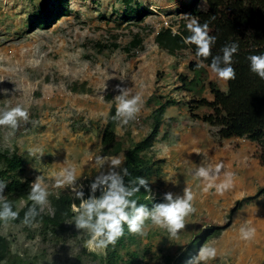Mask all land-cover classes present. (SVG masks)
I'll return each instance as SVG.
<instances>
[{
  "label": "rangeland",
  "instance_id": "obj_1",
  "mask_svg": "<svg viewBox=\"0 0 264 264\" xmlns=\"http://www.w3.org/2000/svg\"><path fill=\"white\" fill-rule=\"evenodd\" d=\"M126 1L131 7L139 4L140 16L144 14L142 9L149 13L142 21L126 20L123 13L127 6L122 0H67L66 17L52 21L48 27H38L33 23V13L43 3L49 11L52 7L56 9L53 0H0V110L20 105L29 111L28 122H21L13 134H10L11 129L0 127V154L16 153L23 159V169L16 173L19 179H29L33 184L39 177L42 187L55 191L61 188L56 186L57 176L64 169H74L75 175H79L75 185L79 191L84 187L82 177L94 180L101 172L107 171L112 157L102 156L99 138L110 109L116 108L114 98L119 95L118 86L128 89L129 96L139 93L142 106L136 118L127 125L117 120L115 135L122 143L123 151L114 157L122 159L128 148L145 139L152 128L151 113L166 101L173 100L178 103L164 108L162 125L169 129L178 128L179 132L181 128L193 131L172 138V132L168 133L166 128L164 133L169 137L160 134L147 153L148 159L160 163L153 173L165 180L159 186L169 191L172 188H167L168 183L173 181L179 191L181 184L191 177L198 189L201 179L195 176L196 170L188 163L189 152L196 154V162L201 158V164L215 166L217 161L209 160L203 153L212 140L217 138L215 143L222 140L208 125L188 123V114L192 112L187 106L196 98L212 99L208 83L215 84L222 91H226V83L209 68L201 74H192L187 68L192 60L188 51L170 56L160 50L154 40L163 29L176 32L180 25L187 27L191 18L187 6L195 2L196 8L205 11L204 1ZM135 35L142 37V44L130 48L129 43ZM181 76L186 78L183 88ZM190 81L193 82L190 84ZM197 91L202 93L198 96ZM193 112L201 116L210 110ZM162 125L159 132H163ZM177 142H181L185 149L171 156ZM226 146L232 150L238 148L233 142ZM96 157L108 160L101 167L96 164ZM172 157L181 161L175 169ZM184 160L186 162H182ZM63 187L75 194L73 186ZM196 195V211L185 218V228L177 237H171L166 229L146 222V233L137 236V243L130 245L129 251L141 252L143 264H166L167 257H178L191 240L193 245L197 244L200 241L197 236L203 232V227L227 222L230 207L209 210L200 189ZM41 211H50L48 201ZM1 233L22 258L30 261L33 256L38 257L34 259L35 264H79L75 263L77 257L82 264L88 263L91 257L82 252L84 246L103 253V249L88 246L90 235L87 231L70 243L62 242L61 247L43 246L37 239L29 241L19 226L3 225ZM226 239L223 232L203 245L214 247L217 255L202 264H232L230 259L235 258L228 257V253L222 250ZM193 249L195 247H191L192 252Z\"/></svg>",
  "mask_w": 264,
  "mask_h": 264
},
{
  "label": "trees",
  "instance_id": "obj_2",
  "mask_svg": "<svg viewBox=\"0 0 264 264\" xmlns=\"http://www.w3.org/2000/svg\"><path fill=\"white\" fill-rule=\"evenodd\" d=\"M122 1L127 6L126 11L123 13L126 20L133 18L142 21L146 13H149L147 9H142L144 14L140 16L137 11L139 4L136 7H131L126 0ZM203 1L205 11L196 8L195 2L192 6L188 5V8H186L191 17L198 18L200 24L208 23L209 34L216 38L215 44L212 46V55L209 58H197L195 55L196 46L185 43V38L191 35L185 25H180L179 31L176 32H173L170 28L159 31L154 38L155 44L170 56L188 51L192 56V60L188 63L187 68L192 74H198V72L201 74L205 68L210 69L212 57L222 55L221 49L225 45L232 43L239 45L238 52L233 56L232 64L236 72V78L226 83V91L220 90L213 83H208L212 99L196 98L190 100L187 109L192 112L190 114L193 120H199L215 129L219 140L245 138L257 144L260 148L258 160L261 166L264 167V79L250 71V62L247 59L250 55H264V0ZM53 2L52 5L56 9L52 7L49 11L47 5L43 3L33 13L35 26L48 27L52 21L55 22L59 18L67 16V0H53ZM142 40V37L135 35L129 43V47H140ZM180 80L183 82L182 88L185 87L184 81L186 78L181 76ZM192 82L190 81V84ZM73 91L78 92L77 89H73ZM201 93L197 91L196 95L199 96ZM177 103L168 100L157 107L151 113L152 128L150 134L125 153V168L129 173V175L124 176L126 185L130 184L129 178L126 177L130 175L136 177L140 171L146 170L145 164L147 162H145L142 153L149 150L152 141L159 132L164 120V108ZM115 109V107L110 109L107 123L99 138L101 154L106 157H112L122 151V143L117 140L115 135L117 123V120L113 119ZM197 109H208L210 112L200 116L193 112ZM0 164L2 166L0 169V182L7 185L4 189V198L11 204L12 210L18 213L15 220H9L8 222L22 226V232L27 240L42 238L45 241L53 238L55 242L61 245L62 242L70 243L77 239L79 234L86 232V230L75 228V217L78 214L71 211V205L75 204L79 207L80 200L76 196L71 197L65 193L50 198L53 208L52 216L47 213H40L39 206H37L38 215L32 220L31 224L25 225L23 223L25 213L33 206V202L25 196L30 181L28 179L23 181L16 176V173L23 169V159L16 153L8 155L7 152H4L0 154ZM260 193H264V189ZM89 194L90 192H85L84 198L87 199ZM100 194L99 191L95 193L96 197H99ZM20 198H25L26 204L18 209L17 205ZM132 198L137 200L138 205H145L141 194L137 193ZM233 212L234 210L231 211V213ZM3 223L5 222L0 221V264H33L31 261L28 262L18 256L12 250V243L1 234ZM222 228L209 229L206 233L219 235ZM124 231L125 235L117 241L115 246L109 245L106 248L100 264H143L142 257L137 252L134 253L128 249L130 245L136 243V235L130 234L126 225ZM209 234H202L200 241L195 244L196 247L206 241L210 237ZM197 250L198 248H195L192 252L189 246L178 258L167 257L165 263L188 264L194 258ZM84 252L86 253V251ZM79 260L81 259L77 257L75 263H79Z\"/></svg>",
  "mask_w": 264,
  "mask_h": 264
},
{
  "label": "clouds",
  "instance_id": "obj_3",
  "mask_svg": "<svg viewBox=\"0 0 264 264\" xmlns=\"http://www.w3.org/2000/svg\"><path fill=\"white\" fill-rule=\"evenodd\" d=\"M187 29L190 31L191 35L185 38V43L196 46L195 55L197 58H209L212 55V46L215 44L216 38L209 34L210 28L208 23L200 24L198 18L191 17L187 23ZM238 48L239 45L236 43L225 45L221 49L222 55L214 56L211 59V72L225 83L236 78V72L232 64L233 56L238 52ZM247 59L250 62V71L261 79H264V55H250ZM117 91L119 95L114 98L116 101V109L113 119L118 120L122 125H127L130 121L134 120L140 112L142 96L139 93L129 96L128 89H122L119 88V86L117 87ZM28 120V109L20 105L0 110V127L11 129L12 132L10 134H13L15 130L18 129L21 122H28ZM158 135L159 132L152 141L149 150L153 148V144ZM149 150L142 153L145 162H147L145 164L146 170L140 171L139 175L136 177H131V175L126 177L130 180V184L127 185L124 182V176L129 175L127 168H125V153L122 159L114 157L122 153L123 147L120 153L112 156L107 171L101 172L94 180H87V177H82L81 184L85 187H83L82 190L76 191V176L79 177V175H75L76 171L74 169H64L57 176L56 186L61 188L55 191L42 187V179L39 177L33 184H31V181L28 179L30 182L25 196L33 202V206L25 213L23 223L25 225L31 224L32 220L38 215L37 206H39L40 213H47L52 216L53 208L50 200L52 196H58L64 193L69 194L71 197L76 196L80 200L79 207L75 204L71 205V211L74 214H78L75 217V228L77 230H86L89 233L90 239L87 243L90 248L103 249V253H98L84 246L82 252L86 251V254L91 257L88 259V263L85 264H100L102 261L101 259L105 255L106 248L109 245L115 246L117 241L125 235V225L127 226L128 232L130 234H135L136 237L146 233V222H151L152 226L166 229L171 237H177L179 232L185 228V218L196 211L194 195L187 187L183 190L182 195H180L178 191L172 189L169 191L162 189L159 183H165V180H161L157 175H153L155 167H158L160 163L147 158ZM107 160L108 158L105 157H96L95 162L97 165L103 167ZM223 168V163H217L215 166L210 164L205 166L201 164L196 168L195 176L206 182L204 187L206 193L209 189L214 188L216 193L222 196L233 187L234 174L231 172H223ZM221 175H223L224 179L216 183ZM65 185L73 186L75 194L71 193L72 191L67 187L64 188L63 186ZM6 187L7 185L5 183L0 182V221L5 222L2 224L1 230L3 225H12L19 226L22 231V226L8 222L9 220H15L18 213L12 210L11 204L4 198V189ZM97 191L101 193L99 197L95 195ZM85 192H90L87 199L84 198ZM137 193L142 195V201L145 202V205H138L137 200L132 198ZM47 201L50 211L42 212L41 208ZM239 203L240 202H236L233 207H231L228 213L229 218L227 217L228 220L224 225H209L203 227V232L201 231L200 236L197 237H201L202 234H209L206 233L209 229L214 230L217 227H223L219 235L209 234L210 237H208L206 241H203L198 247L192 244V240L189 242L185 250L189 246L190 251L191 247L198 248V250L194 258L191 259L188 264H202V262H207L216 257L217 250L214 247L203 245L210 239L219 237L224 230L230 227L232 215L235 213ZM25 204L26 199L20 198L17 208L19 209ZM232 210H234L233 213H231ZM240 233L243 240H249L255 235V229L241 228ZM35 239L43 246L51 244L53 247H61L53 238L45 241H43L42 238ZM137 241L138 240H136V243ZM57 244H59V246H57ZM194 250L195 249H193V251ZM184 251L180 252V254ZM132 252H137L143 260L141 252L137 250ZM37 258L38 257L33 256L30 261L35 264L34 259ZM25 260L30 262L28 259ZM79 263L82 264L80 261Z\"/></svg>",
  "mask_w": 264,
  "mask_h": 264
},
{
  "label": "crops",
  "instance_id": "obj_4",
  "mask_svg": "<svg viewBox=\"0 0 264 264\" xmlns=\"http://www.w3.org/2000/svg\"><path fill=\"white\" fill-rule=\"evenodd\" d=\"M187 122L190 124H203L200 121L192 120L189 114ZM161 128L163 132H159L158 136L163 133V135L169 137L168 133L172 132V138H179L182 134L186 136L193 131L187 128H181V132H179L178 128L169 129L168 126L165 127L164 125H162ZM166 128L169 129L168 133H164L167 130ZM215 140L218 139L215 138ZM215 140L211 141L210 147L205 151L206 154L202 153L204 157H208L209 160L215 159L217 161L215 162L216 164L223 163L224 172H231L234 174L233 187L222 196L218 195L215 189H209L210 192L206 193L204 191L206 182L200 180V185L198 189H196L193 178L190 177L189 181H185L181 184L180 192H178L182 195L183 190L186 187L189 188L194 195L195 201L197 199L196 192L200 189L201 196L207 200L206 206L212 211L220 207L227 209L230 207L231 209L232 205L236 202H240L236 207L235 213L232 215L233 219L231 218L230 227L224 230L227 239L222 246V250H224L226 254L228 253V257L235 258L230 259L232 264H264V193H260V191L264 189V167L261 166L258 160L259 148L246 139L232 138L217 143H215ZM232 142L237 144V150H232L230 147L226 146V144ZM180 143L181 142H177L175 144V150L172 151L171 156H175L176 153H180L182 149H185L181 147ZM195 150L196 149H194V151ZM195 155L196 154H191V152H189L188 163L192 166L191 168L196 170V168L201 165L202 160L199 158L196 162L194 158ZM183 158L186 160L187 156L185 155ZM178 159L172 157L173 169H175V166L181 164L180 159ZM185 160L182 162H186ZM223 179L224 177L222 175L216 183L221 182ZM168 188H172V190L176 191V186H174L173 181L168 183ZM221 204L223 206H221ZM241 228H254L255 235L249 240H243L240 233ZM230 236L231 238H229Z\"/></svg>",
  "mask_w": 264,
  "mask_h": 264
}]
</instances>
